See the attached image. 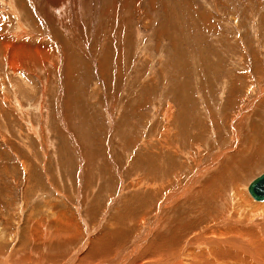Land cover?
<instances>
[{
    "label": "rangeland",
    "instance_id": "374dc122",
    "mask_svg": "<svg viewBox=\"0 0 264 264\" xmlns=\"http://www.w3.org/2000/svg\"><path fill=\"white\" fill-rule=\"evenodd\" d=\"M9 3L0 0V33L15 39L22 28L18 40L46 48V66H27L26 84L0 44V229L15 240L9 259L24 251L16 232L51 219L48 204L80 218L86 238L83 221L105 232L118 217L137 220L147 210L140 204L161 200L152 186L171 172L190 177L187 155L206 159L202 183L219 155H242L257 135L260 161L239 181L264 172V96L253 101L264 89V0Z\"/></svg>",
    "mask_w": 264,
    "mask_h": 264
},
{
    "label": "bare ground",
    "instance_id": "6f19581e",
    "mask_svg": "<svg viewBox=\"0 0 264 264\" xmlns=\"http://www.w3.org/2000/svg\"><path fill=\"white\" fill-rule=\"evenodd\" d=\"M12 3L13 0H10L11 6ZM55 8H58L57 5ZM14 12L19 13L15 8ZM20 23H18L19 27L22 25ZM22 30L20 28L15 32V39L9 37L7 39L2 31L0 44L3 45L2 49L7 57L4 58L8 61L9 70L20 79L27 80L28 71H25L27 66L37 69L46 66L44 64L46 58L42 53V49L46 48H43L45 45L42 44L29 47L26 45V39L18 40L24 38ZM3 60L2 58V63ZM0 69L1 83L3 77L2 68ZM29 81L27 80L26 84L31 82ZM2 84H4L3 94L7 91V84L4 81ZM261 96H264L263 88L256 93L253 101L261 99L259 98ZM2 97L7 99L6 94ZM262 135L264 138V131ZM252 139L245 151L241 147L242 155L241 153L217 155L214 164H217L219 169L214 164L210 165L209 169L213 170L216 167V172L213 171L215 174L202 183H200L201 175L207 171L206 163H203L206 159L202 160V157L196 160L195 155L190 153L191 155H187L182 160L184 167L187 166L189 173L192 172L189 178L184 177L180 172H171V176L163 179L159 186H150V191L161 195V200L151 203L149 208L140 204L141 209L147 210L145 212L143 210L141 215L139 213L137 220L128 221L127 219L131 220V217H127L126 221L122 216L118 217L116 218L118 223L108 222L103 225L104 229L107 228L105 232H100L98 227L101 225L91 229L83 221L84 226L87 227L86 230L84 229L85 235H89L87 238L83 236L80 218L78 219L72 211L67 207L61 208L58 206L60 203L48 204L49 215H47L51 216L50 220L47 219L48 217H41L39 221L30 220L25 226L26 229L15 233L14 237L20 239L18 241H21V234L22 237L24 234L26 243L22 244L24 245L22 253L17 250L12 251L11 259L5 255L4 250L15 240H10L5 235L4 229H0V264H58L59 262H63L62 264H264V200H256L249 191V185L241 184L242 179H239L241 176L242 178L248 176L246 172L251 169L255 160L260 161L259 152L262 150L263 141L260 139L257 141V135ZM174 154L170 156L174 158L179 156L177 152ZM195 162L203 164L194 166ZM238 172L241 173L237 177ZM226 176L230 180L228 185H225ZM166 191L168 193L165 195ZM188 196L190 197L187 199ZM174 197L175 200H171ZM186 201L195 203L194 212L188 211L192 207ZM183 202L188 207L187 214H182ZM195 212L198 214H194ZM64 245L71 251L62 250L61 247Z\"/></svg>",
    "mask_w": 264,
    "mask_h": 264
},
{
    "label": "water",
    "instance_id": "95a60500",
    "mask_svg": "<svg viewBox=\"0 0 264 264\" xmlns=\"http://www.w3.org/2000/svg\"><path fill=\"white\" fill-rule=\"evenodd\" d=\"M249 191L256 200H264V173L251 181Z\"/></svg>",
    "mask_w": 264,
    "mask_h": 264
}]
</instances>
